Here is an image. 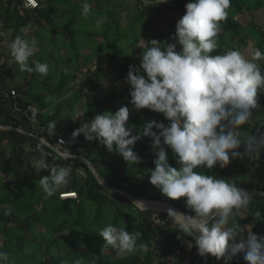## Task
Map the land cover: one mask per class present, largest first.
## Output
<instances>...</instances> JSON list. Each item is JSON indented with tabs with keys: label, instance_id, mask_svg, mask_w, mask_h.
<instances>
[{
	"label": "trees",
	"instance_id": "1",
	"mask_svg": "<svg viewBox=\"0 0 264 264\" xmlns=\"http://www.w3.org/2000/svg\"><path fill=\"white\" fill-rule=\"evenodd\" d=\"M39 1L41 5L33 9L35 10L33 15L38 18V25L46 21L49 30L54 29L55 32H51L52 37L47 34L48 31H44L45 28H39L34 32L36 43L42 42L46 37V47L40 46L42 48L40 53L31 57L30 63L32 60L47 63L49 67L47 76L20 71L10 52L6 56L5 65H10L14 72L0 74V92L15 89L21 109V112H18L20 119H14L11 114L13 108L6 107V102H3L0 96V125L6 127L20 124L24 129V132H19L0 128V144L3 142L7 144L4 149H0V235L3 236L0 252L5 253L7 257L0 264H165L161 262L162 259L174 254L178 249L182 253L173 264H225L224 258L218 260L208 254L205 260L198 254L195 246L191 248L186 246L185 240L192 242L193 238L174 228V222L170 217L168 224L156 223L153 220L145 224L143 220L145 218L141 217L143 211L127 197L105 189L83 161L72 158L59 159L56 158L57 154L51 157L36 148L38 143L36 134L43 135L51 143L59 137L67 136L65 138L70 153L90 160L101 179L110 187L133 196L167 202L181 212L191 214L192 210L187 207L186 198L176 200L167 198L149 182L146 170L155 167L156 158L150 137H142L133 147L141 157L139 164H129L120 155L109 152L98 140L87 141L83 134L75 139L71 137V133L76 128L90 121L96 114L115 112L122 106L129 108L131 105L129 85L121 91L111 89L106 98L94 104L87 101L84 121L78 119L72 122L71 116L79 100L89 91L99 89L100 82L106 79L105 59L114 66L115 81L123 83L126 81L130 66L139 69V74L146 76V73L140 69L143 53L139 45L140 38L147 36L149 40L167 39L169 42H174L166 35L152 31L151 27L155 21L147 13L153 10V5L145 8L143 0H137L134 5L136 12L133 13L131 21L126 26H122L119 22V11L111 5V2L118 3L119 0H58L56 5H50L54 0ZM168 2L169 6L174 7V10L183 16L186 11L185 4L189 0H168ZM84 3L91 6L87 18L81 15ZM0 8L5 12L8 21H13L10 14H18L20 10H25L23 0H0ZM263 8L264 0H231L228 17L225 21H221V31L217 38L219 48L212 54H223L228 50L240 51L239 42L245 47L249 41H252L254 49L264 52V29L253 21L242 26L236 20V17L244 12L253 13ZM161 10L157 8L154 11L155 15L158 16ZM63 14H72L71 19L63 27L67 43L59 39V25L56 22V17H61L60 15ZM31 15L29 14V18L25 16L28 21ZM102 16L107 19L96 28L95 21ZM27 20L25 25L28 24ZM22 26L24 24H19L17 31H21ZM236 39H239L238 43ZM88 45L89 52L83 55L81 50L84 48L87 50ZM62 47L67 50V61L63 54H60ZM179 48L178 45L177 50ZM90 61L95 65L94 77L80 83L69 101L64 99L70 91L69 85L78 80L76 69L78 70L80 65H88ZM73 66L75 70L72 69ZM259 67L264 72V60L260 61ZM22 73H24L23 81L14 82L16 76L20 77ZM48 83L53 84L54 87L46 91L44 88ZM62 99L63 102H58ZM27 105L38 106L42 111L36 122H31L24 113ZM63 110L69 118L64 122L63 127H60L59 120ZM151 120L167 123L163 114L145 108L129 110V121L126 126H134L132 134L135 135L146 121ZM54 122L56 132L50 133V125ZM42 127H45L46 132H42ZM153 130L157 133L160 131L155 128ZM241 130L244 133L264 131V89L259 90L257 108L253 110L250 120L241 126ZM6 149L9 150L8 153ZM165 150L169 163L179 168L171 148L166 146ZM229 156L230 163L223 169L216 165L211 169L198 167L194 171L224 178L252 194L251 203L246 208L234 212L229 224H240L252 229L258 236H264V193H262L264 192V151L254 152L243 158H232L231 153ZM32 158L45 160L49 167L70 168V182L65 186V191L76 192L78 198L62 199L58 192L46 197L39 187V180L49 175V172L42 169L36 171L31 164ZM29 171L32 173L30 176H28ZM9 209L11 211L6 215ZM150 211L153 212L152 209ZM257 211L261 216H256ZM160 215L161 218L166 217L163 213ZM108 224L125 228L129 232H140L141 236L137 243L146 245L147 251L122 254L110 248L102 249L103 239L98 233ZM244 235L246 238L247 232ZM157 245L162 248L158 250ZM227 264H247V262L244 261L243 254H239L232 257Z\"/></svg>",
	"mask_w": 264,
	"mask_h": 264
},
{
	"label": "clouds",
	"instance_id": "2",
	"mask_svg": "<svg viewBox=\"0 0 264 264\" xmlns=\"http://www.w3.org/2000/svg\"><path fill=\"white\" fill-rule=\"evenodd\" d=\"M160 3L169 4L168 0H143L145 8ZM230 7L231 0H189L185 14L176 22L174 42L143 40L140 69L146 76L129 67L126 83L130 86V104L136 110L147 108L163 114L167 123L146 121L133 135L134 126H126L129 108L122 106L115 112L96 114L76 128L71 137L83 134L89 142L98 140L129 164L141 162L133 147L142 137H150L156 158L155 167L146 170L149 182L167 198H186L187 207L194 213L168 210L176 229L193 238L188 246H195L201 257L210 254L218 260L224 258L225 264L239 254H243L247 264H264V236L240 224H229L234 212L251 203L252 194L224 178L194 171L198 167H227L229 153L232 158H243L264 151V131L241 130L257 108L259 90L264 89V72L256 63L264 60V52L252 49L247 57L239 50L212 54L219 48L221 21L227 19ZM90 10L91 6L84 3L81 15L87 18ZM106 19H96V28ZM36 51L34 39L29 43L21 37L15 38L10 48L20 71L47 76V63H30ZM154 128L160 131L157 133ZM54 129L55 122L50 125V133ZM166 146L171 148L179 168L169 163ZM56 158L70 159L71 153L64 151ZM33 167L49 172L39 180L46 197L55 195L70 182L68 167H49L43 159ZM144 203L140 201V205ZM256 216H261L259 211ZM98 235L103 239L102 249L122 254L147 251L146 245L137 243L141 236L138 231L108 224ZM178 250L174 253L177 257L182 253L177 254ZM6 258L0 252V262Z\"/></svg>",
	"mask_w": 264,
	"mask_h": 264
},
{
	"label": "rangeland",
	"instance_id": "3",
	"mask_svg": "<svg viewBox=\"0 0 264 264\" xmlns=\"http://www.w3.org/2000/svg\"><path fill=\"white\" fill-rule=\"evenodd\" d=\"M137 3V0H119L118 3H114L111 2V5H113L112 7L117 9L119 11V22L122 26H126L128 24V22L131 21L133 13L136 12V8H135V4ZM58 4V0H54L50 2V5H56ZM119 4H122V6H119ZM48 5V4H47ZM162 9L161 13L156 16L154 11H156V9ZM149 17H151L155 23L154 25H152L151 28H153L152 31H154L156 34L159 35H166L167 37H169L170 39L174 40V33H175V25L176 22L182 17L181 14L177 13L174 10V7L169 6L168 3H160V4H156L153 5V10H151L149 13ZM61 17H56V22L58 23V29H59V39L63 40V43H67L66 39L64 38V30L63 27L65 25L66 22H68L71 19L72 14H63L60 15ZM54 19H55V15H53ZM236 20L242 25V26H246L250 21H253L255 24H257L258 26H261L264 29V8L258 11H255L253 13H248V12H244L240 15H238L236 17ZM77 26V24H76ZM154 26V27H153ZM83 27V26H82ZM49 34L50 37L53 36V34L51 32L47 33ZM27 41L31 42V34L29 33V35L26 37ZM98 40H101V38H97ZM143 40L144 41H148L149 38L147 36H143L142 38H140L139 40V45L142 46L143 44ZM236 42H239V39H236ZM40 44H43L41 46L46 47V44L44 43V41H42ZM60 45V44H59ZM39 43H36V48L37 51L35 54H39L41 51V47H38ZM58 47V44H57ZM239 47L240 48V52H242L243 54H245V56L247 57V54L250 50L254 49L253 48V44L252 41H249V43L244 47L240 44L239 42ZM244 47V48H242ZM41 48V49H40ZM60 48V47H58ZM89 48L90 46L88 45V48L86 50V48L82 49L81 52L83 55H85L87 52H89ZM44 50V49H43ZM60 54H63L64 59L67 61L68 58V53L66 48L62 47ZM256 63L260 66V61H256ZM75 66L72 67V69ZM95 69V65L93 63H91V61L88 63V65L86 66H79V69L75 72H77V76H78V80L75 83H71L69 85V93L67 94L66 98L68 101L74 96L75 92H76V87L82 83L84 80L87 79H92L94 77L93 74V70ZM10 70H12V72H14V70L10 67L9 65V69H7V72H9ZM75 70V68L73 69ZM104 73L106 75V79L104 81L100 82V86L99 89L95 90V91H89L88 93L84 94V96L79 100V102L76 104L75 106V110L74 113L71 116L72 122L74 123L76 120L80 119L81 121L85 120V114H86V108H87V101L92 102L93 104L96 103L98 100L104 99L108 96L109 90H117V91H121L123 88L127 87L128 84L126 83V81H124L123 83H117L114 79V76L116 75V72L114 70V66L110 65L108 60L105 59L104 61ZM10 74H12L10 72ZM24 73H22V75L20 77L16 76L17 78L14 79V82H20L23 81L24 78ZM59 74V73H58ZM25 77H27L26 73H25ZM29 79V76H28ZM42 82V80H40ZM54 81V79L52 78V82ZM56 84V83H55ZM53 84L48 83L45 85V90H50ZM62 99L61 101L58 102H63ZM129 110L133 111L134 107L132 105H130ZM68 116H66V112L65 110L62 111L60 120H59V126L63 127L64 122H66L68 120ZM56 132V130H54ZM58 132V131H57ZM67 137V136H64ZM7 146V144L5 142L0 144V149L1 148H5ZM8 149H6V152L8 153ZM38 160L33 159L31 161V164L34 165ZM37 171V169H36ZM32 173L29 171L28 172V176H30ZM80 174V172H79ZM81 175V174H80ZM13 188V187H12ZM62 192H66L65 191V186L62 187L59 191L58 194L60 196V193ZM61 198V197H60ZM145 205V204H144ZM160 210H164L165 212H162L160 210H156L153 212H151L149 208H144L143 210V216L141 215V217L145 218L144 223L148 224L149 221L153 220L155 221L157 218L155 217V214L162 212L163 214L166 215L165 218H163V220H165L168 224V209H166L165 207H161L159 208ZM152 213V214H151ZM160 214V213H159ZM189 215H194V213L191 211V214ZM155 219V220H154ZM156 222V221H155ZM174 224V228H176L177 226H175ZM249 229V228H248ZM178 230V229H177ZM3 243V236L0 235V245ZM185 244L186 246L189 245V241L188 239L185 240ZM159 249H161L162 247L157 245L156 246ZM177 258L176 255L171 254V255H167L165 256L161 262L165 263V264H173L174 260Z\"/></svg>",
	"mask_w": 264,
	"mask_h": 264
},
{
	"label": "built area",
	"instance_id": "4",
	"mask_svg": "<svg viewBox=\"0 0 264 264\" xmlns=\"http://www.w3.org/2000/svg\"><path fill=\"white\" fill-rule=\"evenodd\" d=\"M14 6V5H13ZM23 6L25 8H31V9H36L40 6L39 2L37 0H25L23 3ZM0 96H2L3 102H6V107L13 108L12 111V117L16 120L20 119V115L18 112H21V109L19 108L18 105V94L15 89L11 90H5L0 92ZM25 114L28 115L29 119L31 122H36L38 119V116L42 111L38 106L35 105H27L26 109L24 111ZM13 127V130L19 131V132H24L23 127L18 124L17 126H1L0 128H9ZM42 132H46L45 127H42ZM35 137L38 139L37 143V149L42 150L44 155H48L53 157V155L58 154V153H63L64 151H69L67 148L68 142L67 138L65 137H59L57 140H55L53 143L49 142L43 135H38L36 134ZM45 147H48L49 149H46ZM45 148V150H44ZM68 195H71L70 197H67ZM60 197L62 199H68V198H78V194L76 192H62L60 193ZM161 214V212H159ZM157 213L155 214L154 218H157L155 221L156 223H161V224H166V221L161 218V215ZM181 251L178 250L177 254H179Z\"/></svg>",
	"mask_w": 264,
	"mask_h": 264
},
{
	"label": "crops",
	"instance_id": "5",
	"mask_svg": "<svg viewBox=\"0 0 264 264\" xmlns=\"http://www.w3.org/2000/svg\"><path fill=\"white\" fill-rule=\"evenodd\" d=\"M24 1L25 0H23V3H24ZM37 1L41 5V2L39 0H37ZM34 11L35 10H33L31 8H25V10L22 9V10H20V12L18 14L17 13L10 14V18L13 21H10V20L8 21L7 20L8 17L6 16L5 12L2 10V8H0V74L6 73L7 69H9V66L5 65V59H6V56L10 52L11 44L15 40V38L21 37V38L26 40L27 39L26 37L29 35V32H30L31 39L33 40L35 38L34 32H37L39 30V28H42V29L45 28L44 31L46 30L48 32H55L54 29L49 30V27L47 26L46 21H42L41 25H38V18H36V16L33 15ZM29 14H32V15L30 16V19L28 21L27 18H29ZM26 20L28 21L27 25H25ZM10 24H12V25H10ZM19 24H24V26L21 27L22 28L21 31H17V27L19 26ZM7 27H9V28H7ZM42 41H44V43H46V37ZM40 43H41V41L39 42L38 47L43 45ZM10 72L12 73V70H10L8 72V74H10ZM72 159L81 160L79 157H73ZM81 161H83V160H81Z\"/></svg>",
	"mask_w": 264,
	"mask_h": 264
},
{
	"label": "water",
	"instance_id": "6",
	"mask_svg": "<svg viewBox=\"0 0 264 264\" xmlns=\"http://www.w3.org/2000/svg\"><path fill=\"white\" fill-rule=\"evenodd\" d=\"M10 129L13 130L14 128H13V127H10ZM73 157H79L81 160H83V161L88 165V167L90 168V170H91L92 173L94 174V176H95V178L97 179V181H98L99 183H101L102 186H103L105 189H107V190H109V191H111V192L119 193V194H121L122 196L127 197L129 200H131L132 202H134V203L137 205L138 208H141L140 206H138L139 203H140V201L145 202V203L148 205L147 208L152 209V210H155V209L157 210V209H158V208H157L158 206L174 207L173 205H171V204H169V203H167V202H163V201H159V200H149V199H146V198L133 196V195H131V194L127 193V192H124V191H122V190H118V189L112 188V187H110L106 182H104V181L101 179V177L99 176V174H98V172H97L95 166L90 162V160H88V159H87L86 157H84V156L71 155V158H73ZM262 193H264V192H262ZM174 208H175V207H174ZM175 209L178 210L177 208H175ZM156 210H155V211H156ZM178 211L181 212L180 210H178ZM163 212H165V211L163 210ZM165 213H166V212H165ZM204 258H205V260H206V256H204Z\"/></svg>",
	"mask_w": 264,
	"mask_h": 264
},
{
	"label": "bare ground",
	"instance_id": "7",
	"mask_svg": "<svg viewBox=\"0 0 264 264\" xmlns=\"http://www.w3.org/2000/svg\"><path fill=\"white\" fill-rule=\"evenodd\" d=\"M71 195H68L67 197H70ZM145 204V205H144ZM143 205H140V203H139V206L140 207H143V208H147V204L146 203H144ZM161 207H164V206H158L157 208V210H160L159 208H161ZM166 209H173V210H175V211H177V212H179L178 210H176L174 207H165ZM160 211H162L163 212V210H160ZM167 213V212H166Z\"/></svg>",
	"mask_w": 264,
	"mask_h": 264
}]
</instances>
